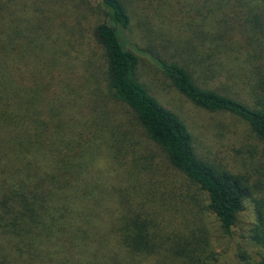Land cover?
<instances>
[{
    "label": "trees",
    "instance_id": "obj_1",
    "mask_svg": "<svg viewBox=\"0 0 264 264\" xmlns=\"http://www.w3.org/2000/svg\"><path fill=\"white\" fill-rule=\"evenodd\" d=\"M157 1L188 9L192 50L204 53L195 62L157 59L159 70L197 108L243 121L264 147V0ZM88 6L0 0V264H223L225 251L212 247L183 194L127 173L142 156L150 167L141 156L148 145L203 195L235 263L264 264V168L253 179L200 153L185 122L138 80L125 0H97L96 52L84 72L132 123L101 114L98 94L82 96L77 65L87 44L72 18ZM206 72L227 89L200 79ZM246 205L250 223L241 219Z\"/></svg>",
    "mask_w": 264,
    "mask_h": 264
},
{
    "label": "rangeland",
    "instance_id": "obj_2",
    "mask_svg": "<svg viewBox=\"0 0 264 264\" xmlns=\"http://www.w3.org/2000/svg\"><path fill=\"white\" fill-rule=\"evenodd\" d=\"M125 1L129 7L131 21L129 29L124 33V38L131 43L132 49L138 55V80L163 106L175 112L185 122L194 136L195 146L200 153L224 164L229 169L242 173L247 172L254 179L256 173L259 174L264 168V147L258 143L247 124L229 114L209 113L197 108L172 87L156 64L155 60L157 59L179 63L181 56L195 62L200 59L197 53L200 56L204 55L201 47H198L197 53L192 50L191 43L195 41V37L191 33L189 22L194 24V20L188 14L186 15L188 9H162L157 0ZM96 2L97 0H87L89 3L87 10L76 11L72 18V23L81 24L80 34H78L80 43L87 44L83 52V61L77 65V70L80 72L77 74L78 85H76L84 97L90 95L89 97L95 98L96 101L98 99L96 94H98L101 100L95 107L100 110L101 114L109 117L112 122H117L127 128V122H131L133 119L132 113L121 103H115L103 96L94 81L86 80L87 74L84 72V69H87L86 61L90 54L89 50L93 47L96 52L95 41L91 34L93 24L100 19ZM183 52H186L187 55ZM209 60L213 66L218 65V60L214 57ZM198 71L202 70L199 68ZM206 73L208 74L206 79H200L210 87L223 91L227 89L226 82L223 83L222 78V80L211 79L208 77L210 73ZM199 74L202 75V73ZM85 89H87L86 92ZM137 138L142 143L143 150L147 141L141 136H137ZM148 148L144 152L145 154H140L148 157L151 162L150 167L145 164L146 158L142 156L144 167L128 168L127 173L133 174L135 177H142V181L148 178L149 180L144 182L146 188L151 187V182L157 179L165 184L156 187L164 190L172 189L174 194H176L175 192L183 194V198L195 206V210L202 217L203 224L211 234L212 247L220 253L225 251L221 257L223 264H236L230 256L228 245L220 235L215 221L206 210L203 195L167 165L166 159L159 149L153 145H148ZM164 190L160 191L165 192ZM163 195L165 197L166 192ZM241 219L246 223L253 221L250 205H246Z\"/></svg>",
    "mask_w": 264,
    "mask_h": 264
}]
</instances>
